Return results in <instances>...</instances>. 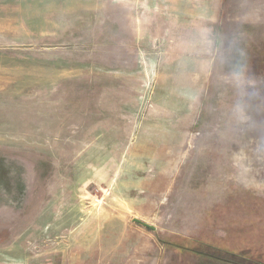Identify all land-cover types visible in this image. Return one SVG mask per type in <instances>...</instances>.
Returning a JSON list of instances; mask_svg holds the SVG:
<instances>
[{"label": "rangeland", "instance_id": "1", "mask_svg": "<svg viewBox=\"0 0 264 264\" xmlns=\"http://www.w3.org/2000/svg\"><path fill=\"white\" fill-rule=\"evenodd\" d=\"M0 264H264V0H0Z\"/></svg>", "mask_w": 264, "mask_h": 264}, {"label": "clouds", "instance_id": "2", "mask_svg": "<svg viewBox=\"0 0 264 264\" xmlns=\"http://www.w3.org/2000/svg\"><path fill=\"white\" fill-rule=\"evenodd\" d=\"M227 81L237 89H242L248 86V78L242 63H237L232 66V69L227 76ZM240 111L243 112L242 106H240Z\"/></svg>", "mask_w": 264, "mask_h": 264}, {"label": "water", "instance_id": "3", "mask_svg": "<svg viewBox=\"0 0 264 264\" xmlns=\"http://www.w3.org/2000/svg\"><path fill=\"white\" fill-rule=\"evenodd\" d=\"M135 221H136V222H139V223H142L139 219H135ZM142 224L145 225L146 227H149V228H152V229L155 230V227L152 226V225H149V224H147V223H142Z\"/></svg>", "mask_w": 264, "mask_h": 264}]
</instances>
